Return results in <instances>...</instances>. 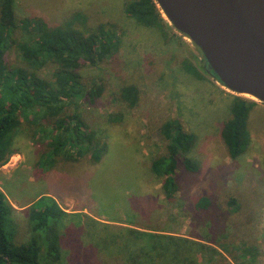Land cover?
I'll return each instance as SVG.
<instances>
[{"label": "rangeland", "instance_id": "rangeland-1", "mask_svg": "<svg viewBox=\"0 0 264 264\" xmlns=\"http://www.w3.org/2000/svg\"><path fill=\"white\" fill-rule=\"evenodd\" d=\"M127 1L14 0L18 18L36 17L55 26L82 12L90 26L113 21L120 30L119 48L110 58L79 70L87 87L105 84L101 96L68 108L105 138L107 151L99 163L60 161L42 170L37 165L42 136L31 138L27 125L13 134L15 152L0 167V190L15 208L11 216L16 238H28L27 206L47 194L67 215L58 223L61 260L52 262L42 250V264H126L124 248H132L133 240L127 227L166 230L202 242L204 247L194 246L200 264L231 262L215 244L238 253L253 248L258 264H264V103L249 112L247 148L230 158L220 131L237 94L204 70V57L189 38L172 26L161 30L138 23L124 12ZM12 38L27 41L31 34L16 29ZM6 62L9 68L24 65L14 43ZM184 63L203 77L189 72ZM56 67L49 61L36 72L52 79ZM127 84L139 89L134 107L119 98ZM169 118L179 119L195 135L188 155L198 169L188 171L179 160L178 191L167 200L149 167L166 151L160 129ZM201 196L209 198L208 207L196 206ZM139 243L144 245L143 237ZM209 245L225 257H210Z\"/></svg>", "mask_w": 264, "mask_h": 264}, {"label": "trees", "instance_id": "trees-1", "mask_svg": "<svg viewBox=\"0 0 264 264\" xmlns=\"http://www.w3.org/2000/svg\"><path fill=\"white\" fill-rule=\"evenodd\" d=\"M124 12L148 27L161 30L171 27L156 0H129L124 5ZM16 29L30 33L31 38L14 42L12 32ZM119 31L113 21L88 25L82 12H76L68 21L55 26L36 17L18 18L14 0H0V167L15 152L13 134L24 125L31 138L42 136L37 159L42 170L52 168L60 161L88 160L94 164L101 161L107 151L105 138L98 136L78 112L68 108L83 100L94 103L103 93L105 84L102 81L87 87L79 70L110 58L119 48ZM12 43L24 65L9 68L6 54ZM49 61L57 65L52 79L36 72ZM183 66L196 77H203L196 67L188 63ZM203 68L207 71L205 65ZM119 98L134 107L139 99V89L132 84L124 85ZM256 103L240 95L232 98L231 116L223 122L220 131L232 159L242 154L250 142L248 115ZM160 131L167 141L166 151L154 157L149 168L159 179L164 198L170 200L178 191L175 171L179 160L188 171L198 169L197 161L188 155L196 138L177 118L167 119ZM196 206L208 207L209 198L201 196ZM27 207L30 235L18 240L11 216L15 208L0 190V264H42V250L52 262H59L62 253L58 223L67 212L47 194L39 196ZM126 230L133 234L132 248H124L126 264H200L194 246L202 248V242L166 233V230L144 232L135 227ZM142 237L144 245L139 243ZM113 241L112 238L111 243ZM125 243H129L127 238ZM215 245L230 258L231 262L227 264H258V252L253 248L244 247L238 253V250L230 251ZM209 251L212 258L225 257L215 246L209 245Z\"/></svg>", "mask_w": 264, "mask_h": 264}, {"label": "water", "instance_id": "water-1", "mask_svg": "<svg viewBox=\"0 0 264 264\" xmlns=\"http://www.w3.org/2000/svg\"><path fill=\"white\" fill-rule=\"evenodd\" d=\"M164 19L200 50L208 73L264 103V0H156Z\"/></svg>", "mask_w": 264, "mask_h": 264}, {"label": "crops", "instance_id": "crops-1", "mask_svg": "<svg viewBox=\"0 0 264 264\" xmlns=\"http://www.w3.org/2000/svg\"><path fill=\"white\" fill-rule=\"evenodd\" d=\"M256 104L259 105V104H261V102H257Z\"/></svg>", "mask_w": 264, "mask_h": 264}, {"label": "bare ground", "instance_id": "bare-ground-1", "mask_svg": "<svg viewBox=\"0 0 264 264\" xmlns=\"http://www.w3.org/2000/svg\"><path fill=\"white\" fill-rule=\"evenodd\" d=\"M245 95H247V94H245ZM248 97H250L249 95H247Z\"/></svg>", "mask_w": 264, "mask_h": 264}]
</instances>
